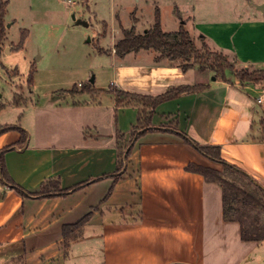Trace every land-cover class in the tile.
I'll list each match as a JSON object with an SVG mask.
<instances>
[{
  "label": "crops",
  "instance_id": "0c3cea01",
  "mask_svg": "<svg viewBox=\"0 0 264 264\" xmlns=\"http://www.w3.org/2000/svg\"><path fill=\"white\" fill-rule=\"evenodd\" d=\"M240 2L237 7L249 12L246 19L204 17L198 29L240 66L264 69V11L259 9L264 0ZM185 22L165 30L184 25L195 36L198 30L192 32ZM150 50L123 56L122 66L127 55L135 59L126 65L128 72L116 76V88L159 95L182 84L204 87L158 105L152 128L132 143L121 170L112 131L118 127L130 133L138 118L135 104L117 108L111 94L113 114L105 133L96 125L97 131L89 133L87 112L79 110L97 102L68 105L66 125L39 122L36 136L24 125L27 143L4 154L14 183L29 193L50 178L63 189L88 183L64 195L29 196L4 184L0 171V264H243L246 252L237 247L258 243L241 238L239 222L225 220L221 184L189 166L222 170L223 164L193 142L219 144L225 161L242 167L264 187V109L256 103L264 80L245 85L198 66L184 70L177 60L156 61L157 52L151 55ZM20 140L17 129L0 134V151ZM89 213L81 229H69L79 237L66 245L65 225Z\"/></svg>",
  "mask_w": 264,
  "mask_h": 264
},
{
  "label": "rangeland",
  "instance_id": "374dc122",
  "mask_svg": "<svg viewBox=\"0 0 264 264\" xmlns=\"http://www.w3.org/2000/svg\"><path fill=\"white\" fill-rule=\"evenodd\" d=\"M4 1H7L6 36L0 43V105L4 107L0 109V124L30 126L33 135L39 122L46 121L54 126L66 122L63 124L66 125L67 118H71L66 112L67 107L74 102H97L95 107L85 105L79 109L87 112L86 121L90 124L85 129L94 133L97 130L93 125H96L99 131L107 132L108 127L104 126L108 125L107 118L113 114L109 110L113 106L111 90L116 88V76L128 72L129 66L126 65L135 59L134 54L127 55L123 60L126 65L122 66L123 56L114 52L113 45L124 37V29L135 26L143 32L151 27L155 22L156 8L161 13L162 28L174 30L176 23L187 21L192 32L198 30V35L191 36L199 47L203 46L199 36L204 35V31L198 29V23L203 22L204 17L212 21L237 17L242 21L249 14L237 7L242 5L240 0ZM233 7L235 11L231 10ZM79 19L87 24L79 23ZM24 31L28 35L23 40ZM21 40L23 45L18 48ZM207 45L214 51L218 49L209 42ZM150 52L152 55L155 51L151 49ZM227 56L236 68L242 69L233 56ZM249 70L260 69L250 67ZM227 75L235 78L228 71ZM92 78L94 82H91ZM83 85L93 92L81 91ZM75 86L78 92L73 94L70 90ZM17 94L22 101L15 103ZM62 105V109H57ZM255 107L261 111L256 104ZM124 121L126 124H121L123 129L128 126L125 116ZM238 249L243 254L246 252L243 264H264V241L245 243ZM5 261L10 263L11 257L7 256Z\"/></svg>",
  "mask_w": 264,
  "mask_h": 264
},
{
  "label": "trees",
  "instance_id": "16d2710c",
  "mask_svg": "<svg viewBox=\"0 0 264 264\" xmlns=\"http://www.w3.org/2000/svg\"><path fill=\"white\" fill-rule=\"evenodd\" d=\"M7 8V1L0 0V43L6 36L5 30V13ZM156 17L154 24L146 28L143 33H137L135 26L129 29H124V37L119 39L114 44L116 53L120 56H125L131 51L138 52L142 49H153L158 53L155 57L156 61L168 58L170 60H181V66L184 70L196 66L199 69H210L215 72V76H221L226 79V72L234 74L235 78L239 79L242 84L258 83L264 80V69L249 70L250 67H242L238 69L233 62L228 58V54L220 49L212 50L205 35H200L199 39L203 41L202 47L196 45L195 40L192 38L190 31L185 28L184 25H180V29L177 31H166L162 29L161 25V13L156 8ZM28 35V32L24 31L23 40ZM23 40L18 45V48L23 45ZM235 59V58H234ZM236 60V59H235ZM32 76V75H31ZM32 77L29 78V83ZM203 84L199 85H184L170 87L165 93L159 95H145L136 92H128L123 89L114 88L112 94L116 98L117 108L123 106H131L135 104L139 107L138 118L136 124L133 125L130 133H124L116 127L117 134V150L119 156L120 170L123 168L125 160L129 158L132 153V143L143 133L152 128V120L155 109L158 105L166 100L174 99L181 96L183 93H191L203 88ZM77 87L75 86L70 90L71 93H76ZM91 89L83 85L81 91ZM95 93V92H94ZM22 99L16 95L14 101L18 103ZM76 104V103H75ZM4 105H0V109ZM116 108V110H117ZM11 129H17L20 131L21 140L17 144L6 147L0 151V171L4 184L10 185L25 195L32 196H47L57 195L69 192L73 189L81 188L84 182L70 188H62L59 180L56 178L47 179L40 189L35 192H26L22 187L14 183L10 178L8 171L6 170L4 163L5 152L15 147V145H24L29 139L27 130L21 125L16 124H4L0 125V134L11 131ZM129 135V138L127 137ZM188 138V137H187ZM189 141L191 140L188 138ZM195 147L210 159L223 164L222 170H214L207 167L189 166L191 169L203 173L208 180L219 182L223 189L224 209L223 216L226 221L239 222L241 238L250 242H262L264 241V187L259 181L252 178L238 165L230 164L222 158V147L217 145L197 144L193 142ZM90 213L82 217V220L75 224L65 225L64 237L66 239V245L70 240L79 237L77 234L70 235L69 229H81L82 226L89 220ZM65 245V246H66Z\"/></svg>",
  "mask_w": 264,
  "mask_h": 264
},
{
  "label": "built area",
  "instance_id": "2783aa9c",
  "mask_svg": "<svg viewBox=\"0 0 264 264\" xmlns=\"http://www.w3.org/2000/svg\"><path fill=\"white\" fill-rule=\"evenodd\" d=\"M256 102L264 109V86H262L261 90L259 91Z\"/></svg>",
  "mask_w": 264,
  "mask_h": 264
},
{
  "label": "water",
  "instance_id": "95a60500",
  "mask_svg": "<svg viewBox=\"0 0 264 264\" xmlns=\"http://www.w3.org/2000/svg\"><path fill=\"white\" fill-rule=\"evenodd\" d=\"M259 9H261L262 11H264V4L263 5H260L259 6ZM78 22L79 23L87 24L86 22H84L83 20H80V19L78 20ZM91 82H94V79L93 78L91 79Z\"/></svg>",
  "mask_w": 264,
  "mask_h": 264
}]
</instances>
